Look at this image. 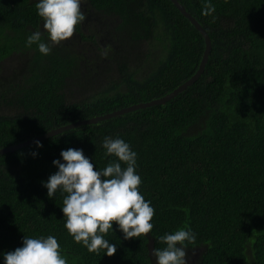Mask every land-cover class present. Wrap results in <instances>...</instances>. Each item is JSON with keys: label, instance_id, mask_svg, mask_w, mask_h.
<instances>
[{"label": "trees", "instance_id": "1", "mask_svg": "<svg viewBox=\"0 0 264 264\" xmlns=\"http://www.w3.org/2000/svg\"><path fill=\"white\" fill-rule=\"evenodd\" d=\"M82 1L89 4L85 16L121 18L115 39L124 48L146 46L153 69L139 76L129 57L118 64V79L90 84L93 70L83 69L68 41L48 55L36 44L26 46L37 30L48 40L37 0H0L2 75L14 55L24 60L20 83L15 75L0 82V148L162 97L198 70L205 38L172 0ZM180 2L212 39L198 81L164 105L64 131L42 141V148L33 144L0 155V264L25 235L49 234L58 237L68 264H155L152 249L165 247L158 237L181 227L197 235L187 246V256L197 253L195 264H264V0H211L215 12L207 16L205 0ZM77 32L101 46L94 27L87 34L82 22ZM157 44L166 51L162 58L153 54ZM108 48L122 54L118 44ZM5 106L16 112L5 113ZM105 136L123 138L138 153L140 191L156 210L153 230L140 237L124 240L113 224L115 232L106 236L117 244L113 256L89 252L73 239L64 227L65 194L49 198L42 183L58 171L53 160H62L61 150L69 147L107 166L116 158L106 156Z\"/></svg>", "mask_w": 264, "mask_h": 264}, {"label": "clouds", "instance_id": "2", "mask_svg": "<svg viewBox=\"0 0 264 264\" xmlns=\"http://www.w3.org/2000/svg\"><path fill=\"white\" fill-rule=\"evenodd\" d=\"M81 5L82 0H37V13L44 20L48 40H43L42 32L37 30L27 37L26 46L36 44L40 53L48 55L53 45L72 38L77 25L86 18ZM214 12L211 0H205L202 14L207 16ZM35 144L37 148L43 147L40 140ZM102 146L106 156L116 158L107 166L98 167L82 148L69 147L61 150L62 160H53L58 171L42 183L49 198H54L58 192L65 194L64 227L73 239L89 252L113 256L118 250L117 244L106 238L109 230L115 232L113 224L123 233L124 240L140 237L153 230L156 210L140 191L138 153L130 143L119 136H105ZM32 155L39 153L34 151ZM158 239L165 247L152 249L155 264H188L187 246L196 241L197 235L190 227H181ZM2 255L3 264H68L58 237L51 234L25 235L22 246Z\"/></svg>", "mask_w": 264, "mask_h": 264}, {"label": "flooded vegetation", "instance_id": "3", "mask_svg": "<svg viewBox=\"0 0 264 264\" xmlns=\"http://www.w3.org/2000/svg\"><path fill=\"white\" fill-rule=\"evenodd\" d=\"M86 5V7L84 6ZM82 11L85 13L89 10V4L82 1L81 5ZM85 20L83 21V29L87 33H91V26L94 27L95 32L97 33V38L100 41L101 46H97L93 41L81 38L79 33L76 32L74 36L66 41L67 44L73 46V52L77 53L80 58V63L83 66L85 71L93 70V74L87 77V80L91 84L93 79L95 78V86L104 84L106 81H111L114 79H118L117 76V68L118 64L122 61L127 60L131 57L130 69L135 70L139 69L142 65L147 68H153L154 63L153 59L149 55V52H146V46H143L139 49H132L128 43H125V48L123 44L115 39L116 34V24L122 19L113 17H109L104 14H97L93 16L92 14H88L85 16ZM65 42V41H62ZM116 44L120 45L122 48V54L116 55L114 54L108 47L116 46ZM145 61H147L145 63ZM115 69V70H114ZM85 78L79 80H84ZM75 85V89H76ZM196 255L194 259L196 260Z\"/></svg>", "mask_w": 264, "mask_h": 264}, {"label": "water", "instance_id": "4", "mask_svg": "<svg viewBox=\"0 0 264 264\" xmlns=\"http://www.w3.org/2000/svg\"><path fill=\"white\" fill-rule=\"evenodd\" d=\"M172 2L178 7V9L182 12V14L192 22V24L202 33V35L205 38L206 47L204 50L203 58L200 62L198 70L196 71V73L192 77H190L188 80H186L185 82L180 84L172 92H170V93H168L162 97L152 99L150 101H143V102H139L136 104H132V105L123 107L121 109H117V110H114L112 112L105 113L103 115H98V116H94V117L87 118V119L77 120V121H74L72 123L63 125L61 127L54 128V129H52L46 133L37 135L33 138H30V139H27V140H24V141H21L18 143H14V144H11V145H8L5 147H1L0 148V155L14 152V151L21 149L23 147L35 144L36 140L44 141V140H46V139H48L54 135H57L59 133H62L64 131H67L70 129L77 128V127L82 126V125L96 124L98 122L108 120L111 118H115V117H119V116H122L126 113L136 111L138 109H143V108H147V107H151V106H155V105H164L168 101H170L171 99L178 96L181 92L186 90L189 86L193 85L196 81H198L199 78L202 76V74L205 72L206 65L208 63V60H209V57L211 54V50H212V39H211L208 31L205 29V27H203V25L196 19V17L193 16L192 13L187 10L186 6L182 2H180V0H172Z\"/></svg>", "mask_w": 264, "mask_h": 264}, {"label": "rangeland", "instance_id": "5", "mask_svg": "<svg viewBox=\"0 0 264 264\" xmlns=\"http://www.w3.org/2000/svg\"><path fill=\"white\" fill-rule=\"evenodd\" d=\"M84 6L86 7V5L84 4ZM92 28V26L90 27ZM89 34V33H87ZM153 51V54L155 56H157V58H162L164 57V55L166 54V51L163 49V47L159 44L156 45V47H154L152 49ZM152 58V57H151ZM20 60H23V58L20 57V55L18 57H16L15 55L12 57V59L9 61L7 60L4 64L7 66V67H3V69H6L7 68V72L5 73V76H11V75H15V78L14 81L16 80L17 83H20L22 81V76L20 74L21 72V64H20ZM24 61V60H23ZM147 61H145L146 63ZM145 66V65H144ZM143 65L138 69L140 71V74L139 76H144V75H147L153 68L151 67H147L145 68ZM115 70V69H114ZM3 71V70H2ZM2 71H0V82L1 81H6V77L2 75ZM12 71V72H11ZM3 83V82H2ZM72 91L74 92V95L76 98H80V92L78 89H75L73 88ZM5 113L7 114H13L16 112V109L14 107H10V106H5L3 109H2ZM195 254H196V251L193 253H191V255L187 256V261H188V264H195ZM194 255V256H193ZM250 259V257H249ZM250 261V260H249ZM250 264H254L253 262H251Z\"/></svg>", "mask_w": 264, "mask_h": 264}, {"label": "crops", "instance_id": "6", "mask_svg": "<svg viewBox=\"0 0 264 264\" xmlns=\"http://www.w3.org/2000/svg\"><path fill=\"white\" fill-rule=\"evenodd\" d=\"M20 64H22V60H20Z\"/></svg>", "mask_w": 264, "mask_h": 264}]
</instances>
